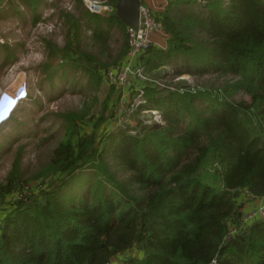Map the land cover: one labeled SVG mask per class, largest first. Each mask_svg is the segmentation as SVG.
<instances>
[{
	"label": "trees",
	"instance_id": "16d2710c",
	"mask_svg": "<svg viewBox=\"0 0 264 264\" xmlns=\"http://www.w3.org/2000/svg\"><path fill=\"white\" fill-rule=\"evenodd\" d=\"M18 1L36 14L41 0ZM75 1L77 57L65 69L82 67L97 92L103 74L96 55L81 50L80 25L101 53L114 31L122 34L112 63L126 59V26L115 9L100 15ZM193 3L169 0L157 16L166 46L144 51V69L174 64V74L224 81L160 93L138 80L146 100L139 106L158 110L162 123L134 133L117 127L101 145L94 132L78 133L87 119L99 123L88 108L63 115V137L38 174L51 175L43 198L17 199L27 181L18 161L0 183V206L12 200L2 206L0 264H264V219L241 226L235 202L242 190L264 196V0H209L199 12ZM240 91L248 101L232 98ZM207 159L218 183L202 176Z\"/></svg>",
	"mask_w": 264,
	"mask_h": 264
},
{
	"label": "rangeland",
	"instance_id": "374dc122",
	"mask_svg": "<svg viewBox=\"0 0 264 264\" xmlns=\"http://www.w3.org/2000/svg\"><path fill=\"white\" fill-rule=\"evenodd\" d=\"M86 1L101 6L109 2L82 0L80 7L87 10ZM208 1L195 0L196 3L192 4L194 11L199 12L203 9L201 6ZM0 4L5 11L4 16L0 17V96L9 95L24 87L27 98L29 97L22 101L14 119L0 130V183L4 182L13 163L17 161L20 163L22 179L27 180L17 199L22 195L23 199L29 201L35 196L38 199L43 198V188L49 183L51 175L39 177L38 174L50 159L55 145L63 137V115L88 108L87 118H99V123L96 125L93 120L86 118L78 133L94 132L99 145L117 127H129L132 130L128 131L134 133V129L140 125L162 123V115L158 110L139 106L146 100L144 89L135 86L138 81L136 77L130 76L124 85L113 84V90L109 89V68L121 63L120 60L111 62L121 47L122 34L119 31L113 32L101 53V46L92 39L91 30L83 23L80 25L78 37L81 50L96 55L100 63L94 62L92 65L103 74V84L95 92L88 85L90 73L85 72L82 67L65 69L66 64L77 57L74 27L79 8L75 0H41L37 15L31 7L23 6L18 0H0ZM9 5L16 11L15 14L10 13L12 10L7 8H11ZM180 61L176 65L179 66ZM47 65L49 67L45 68ZM173 65L161 66L157 70L146 69L143 71L145 83H154L160 93H182L188 85L207 88L216 87L224 81L213 74L177 75L174 74ZM137 67L143 66L140 64ZM230 78L227 76L225 80ZM140 93L144 98L141 101H145L143 104H137ZM93 97L96 99L93 100ZM232 98L248 101L249 95L240 91ZM104 103L105 108L102 107ZM213 167L212 161L207 159L202 176L208 182L218 183L219 178L214 174ZM90 171V168L85 169L79 180H88ZM77 187L79 186H70L64 193L76 192ZM10 200L8 198L2 204L5 205ZM3 205L0 206V222L6 211ZM251 214L242 215L241 226L252 223L243 221L251 219ZM129 254L138 255V251Z\"/></svg>",
	"mask_w": 264,
	"mask_h": 264
},
{
	"label": "built area",
	"instance_id": "2783aa9c",
	"mask_svg": "<svg viewBox=\"0 0 264 264\" xmlns=\"http://www.w3.org/2000/svg\"><path fill=\"white\" fill-rule=\"evenodd\" d=\"M202 2L204 0H201ZM87 7L92 13H97L100 15H106L112 13L115 9L113 5L109 2L103 6L94 4L90 1H86ZM162 22L157 18L156 15L152 13L150 8L147 5L139 4V21L136 26L128 25L125 28L128 51L125 61L119 63L112 68H109L107 73L108 83L109 84H119L124 85L128 77H136L138 80L145 82L143 71L144 67L133 66L130 61L131 59L141 51H145L149 46H151V35L157 31H162ZM141 93L138 94L137 98L139 99L137 104H143L141 100L144 98L141 97ZM210 264H216V261L213 260Z\"/></svg>",
	"mask_w": 264,
	"mask_h": 264
},
{
	"label": "crops",
	"instance_id": "0c3cea01",
	"mask_svg": "<svg viewBox=\"0 0 264 264\" xmlns=\"http://www.w3.org/2000/svg\"><path fill=\"white\" fill-rule=\"evenodd\" d=\"M169 0H140L141 4L147 5L152 13L156 16L164 11L165 6ZM151 42L153 46L164 48L166 46V34L162 31H157L151 35ZM145 52L141 51L131 59V64L139 66L140 64L144 67ZM135 86H140V82L136 81ZM236 209L242 220V215L245 216L247 213L251 214V219L243 221L254 222L256 220L264 219V196L255 197L242 190L235 194Z\"/></svg>",
	"mask_w": 264,
	"mask_h": 264
},
{
	"label": "clouds",
	"instance_id": "9594fccd",
	"mask_svg": "<svg viewBox=\"0 0 264 264\" xmlns=\"http://www.w3.org/2000/svg\"><path fill=\"white\" fill-rule=\"evenodd\" d=\"M25 99L28 98L24 87L9 95L0 96V112H7L6 117L0 120V130L12 120Z\"/></svg>",
	"mask_w": 264,
	"mask_h": 264
},
{
	"label": "water",
	"instance_id": "95a60500",
	"mask_svg": "<svg viewBox=\"0 0 264 264\" xmlns=\"http://www.w3.org/2000/svg\"><path fill=\"white\" fill-rule=\"evenodd\" d=\"M140 0H116L115 13L125 25L136 26L139 21Z\"/></svg>",
	"mask_w": 264,
	"mask_h": 264
},
{
	"label": "snow or ice",
	"instance_id": "6c2138e0",
	"mask_svg": "<svg viewBox=\"0 0 264 264\" xmlns=\"http://www.w3.org/2000/svg\"><path fill=\"white\" fill-rule=\"evenodd\" d=\"M7 115V112H0V120H3Z\"/></svg>",
	"mask_w": 264,
	"mask_h": 264
},
{
	"label": "bare ground",
	"instance_id": "6f19581e",
	"mask_svg": "<svg viewBox=\"0 0 264 264\" xmlns=\"http://www.w3.org/2000/svg\"><path fill=\"white\" fill-rule=\"evenodd\" d=\"M152 112H153V111H152ZM154 113H156V111H155Z\"/></svg>",
	"mask_w": 264,
	"mask_h": 264
}]
</instances>
